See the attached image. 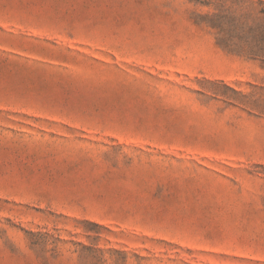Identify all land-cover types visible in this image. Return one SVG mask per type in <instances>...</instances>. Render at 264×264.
Returning a JSON list of instances; mask_svg holds the SVG:
<instances>
[{
    "label": "rangeland",
    "instance_id": "obj_1",
    "mask_svg": "<svg viewBox=\"0 0 264 264\" xmlns=\"http://www.w3.org/2000/svg\"><path fill=\"white\" fill-rule=\"evenodd\" d=\"M264 0H0V264H264Z\"/></svg>",
    "mask_w": 264,
    "mask_h": 264
},
{
    "label": "trees",
    "instance_id": "obj_2",
    "mask_svg": "<svg viewBox=\"0 0 264 264\" xmlns=\"http://www.w3.org/2000/svg\"><path fill=\"white\" fill-rule=\"evenodd\" d=\"M250 46L245 49L248 57L251 59H259L264 63V28L250 30Z\"/></svg>",
    "mask_w": 264,
    "mask_h": 264
}]
</instances>
